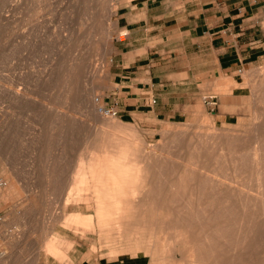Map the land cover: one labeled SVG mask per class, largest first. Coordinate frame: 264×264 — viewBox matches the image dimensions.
I'll list each match as a JSON object with an SVG mask.
<instances>
[{
    "label": "rangeland",
    "instance_id": "374dc122",
    "mask_svg": "<svg viewBox=\"0 0 264 264\" xmlns=\"http://www.w3.org/2000/svg\"><path fill=\"white\" fill-rule=\"evenodd\" d=\"M115 1L0 0V83H5L11 78L13 80L11 79L10 81L17 79L15 82L22 84L27 80L28 83L32 82L34 84L33 86L35 87L30 84L31 88L33 87L35 91L37 90L35 92L32 89L33 95H37L34 96L36 99L52 96L50 110H47L40 104L41 99L39 101L37 99L30 105L27 102H23L22 99L4 98L5 96L3 95L7 94L2 92L3 90L0 88V102L4 100V103H12L11 111L14 113L12 114L14 117L11 116L9 117L11 119L8 118L4 121V130L0 132V198L4 190L7 191L5 196L10 198L3 195L2 200L0 199V264H38L40 257H42V260L52 259V264H150L153 261L155 264L157 260H159L157 264H166L167 259L163 257L160 250L166 242L171 241L181 231L186 232L191 240H195L193 251L198 252L201 250V254L204 256L203 252L209 255V249L212 248L215 252L221 253V257L212 264H255V262H246L248 250L251 251L253 258L263 259L264 253L262 255L263 258H261V252L264 247L262 241H256L252 244L245 243L243 245V257L240 262L229 259L226 256L232 246L230 236L237 229V226L233 224L230 226L228 223L216 221L200 224L195 221V218L192 222L176 224L167 222L153 223L146 227L148 231L145 232V234H151V243L147 242L146 239L144 242L142 239H139L138 242L133 239L132 242L123 245L122 241V243L116 244L118 248H115V252H112L108 239L90 231L84 232L79 227L78 231L75 228V223L73 226L71 225L73 223L69 222V224L67 222V224L63 218H59L61 212H63V203L65 198H67L69 188L52 187V184H49L46 179L45 173L47 172L45 171L48 170L51 173V168L55 164L57 166L54 167L60 169L58 174L63 172L58 177H66L68 175L66 167H71L73 161L79 157L80 151L83 149L82 146L85 145L86 137L84 136H88V130L101 127L98 122H93L94 118L91 117L93 114L81 104L80 98L83 92L85 93L91 89L95 90L96 97H99L97 104L102 107L100 113L103 116L105 115V118L113 116L118 121V126L112 127L114 128L112 129L113 131L124 135L128 132L126 135L130 134L129 136L131 137L129 138L131 139L136 133L139 137H142L141 139L145 143L144 151L150 152L155 159L160 157L168 165L170 164L171 153H174L176 148H178L179 141L181 142L179 144H182L188 142L189 138H196L199 134L206 136L205 133L207 131L209 132L207 134H211L215 129L217 130L214 132L219 131V133L223 131L234 135L241 134V132L242 134H247L252 132L255 121L257 122L260 119V115L264 113V64L243 69L236 76L226 74L207 76V73L203 71H201L200 79L176 75L171 80H168L167 76H163L161 79L165 84L156 86L152 92L143 84L138 85L136 91L134 90L136 86H130L129 81L120 82L117 73L121 72L122 67L118 64L117 48L120 45L122 46V44H119V42L126 39L129 28L143 25V21L137 23L134 21L144 19L146 9L153 11L154 7L159 4L157 2L159 0ZM111 2H115L113 4L116 5L117 15L114 16L113 20L117 21L115 25L117 27L114 26L115 28L113 27L112 29L113 34L111 33L110 40L113 45L110 49L111 52L109 51L110 54L108 53L107 59L102 61V53L98 47L101 39L99 36L103 32L102 26L107 23H105V18ZM100 13H102L101 19L103 17L102 20L105 21H99ZM88 14L92 16H90L91 20L88 19ZM6 17L7 19H5ZM29 23L39 25L35 32L36 36L35 34L34 36L32 35V39L27 42L28 44L25 42L23 46L19 45L15 40L11 41L13 42L11 44L9 38L12 37L10 36L15 35L22 29V26L24 27V24L28 26ZM96 26L99 27L98 31H96L98 29ZM29 44L36 45L28 46ZM164 61H166V58H164ZM68 62L70 64L82 63L81 71L83 72L81 74H88L81 75L82 81L78 79L83 82L81 83L82 85L74 77L71 78L73 81L70 80L68 82L70 83L68 86L64 85L62 76L69 72L65 70V66L67 70L70 68V64H67ZM46 64L51 65L47 66ZM28 65L31 66L29 67ZM168 65L169 63L165 62L157 66L156 71L167 75ZM170 65L173 67L170 72H179L181 70L182 64L173 62ZM33 66L38 67V70L35 67L34 69ZM47 67L52 69V81L44 82L43 86L42 84H37V82L35 83L33 80H39L40 69L43 73ZM71 67L74 68V66ZM31 70L33 74H31ZM196 72L194 71V74ZM250 72H255V75L253 76ZM23 73L26 76L22 75ZM61 73L64 74L61 75ZM2 76H6L5 78L8 80ZM59 77L61 78L58 79ZM24 78L25 80H22ZM173 80L178 83L170 85V81ZM45 85L50 87V90L46 89ZM67 87L70 88V91H68ZM80 91H82V94H80ZM39 94L40 96H38ZM143 96H147V99H142ZM173 97H175V100L172 99ZM167 98L172 100L168 102ZM22 104L27 105L23 106ZM77 107L83 112H77ZM154 107L155 111L153 110ZM158 109L162 111L159 117L156 115ZM41 110L44 111L42 112ZM65 111L66 113H64ZM55 112L60 115L54 114ZM47 116L49 117L47 118ZM61 117H66V120H62ZM49 118L51 119L49 120ZM59 121H64L65 125L60 126ZM56 123H59L58 126ZM54 124L56 125L54 126ZM51 125L54 131L50 129ZM46 129L52 130V132L47 130L49 138L47 137L45 142L46 146L51 148L44 147V142L41 140L42 133ZM76 147H81V149ZM38 149L51 153L49 155V153L43 152L41 155V151L39 152ZM70 149L73 151H70ZM6 150H9V152L5 153L7 152ZM183 150H181L182 153L179 156V160L187 161V156L184 153L186 151L183 152ZM181 151L178 152L180 153ZM71 152L72 154L74 153V156ZM32 155L34 156L31 157ZM51 162L53 164H50ZM61 169H64V171ZM8 173L13 174L14 179H12L13 177L10 178ZM239 181L240 183H245L243 179H239ZM15 185L19 187L18 193L12 189ZM8 190L10 191L8 192ZM8 193H11L12 197ZM4 197L9 200L5 199V201ZM71 210V212L75 211L76 207ZM207 210L208 212H206ZM207 210L203 213L212 211V209ZM179 211L184 216H192L198 213L189 209H180ZM176 212L172 209H165V214L168 216H172ZM155 214L156 212H153V215H151L154 216ZM209 216L213 217L214 215L210 213ZM56 218H59V220ZM131 228H133L132 225ZM127 230L130 231V229ZM145 234L141 235L146 237ZM53 237L57 239L53 241ZM186 246L189 249V246ZM54 247L60 248L67 255L64 258L54 255L52 253ZM178 248L179 246H177L175 254L179 264H187L189 259L192 260L194 258V256H189L186 261L181 252H178ZM188 253L191 252L189 251ZM196 260H198V257ZM260 263H262V260ZM205 264L211 263L208 261Z\"/></svg>",
    "mask_w": 264,
    "mask_h": 264
},
{
    "label": "bare ground",
    "instance_id": "6f19581e",
    "mask_svg": "<svg viewBox=\"0 0 264 264\" xmlns=\"http://www.w3.org/2000/svg\"><path fill=\"white\" fill-rule=\"evenodd\" d=\"M113 3L111 2L110 6H108L109 10L105 18L106 21L102 20L103 17L101 19L102 13H100V17H99L100 18L99 21L102 20L105 21V23L107 22L105 25L102 26L103 32L102 35L99 36L101 39L98 47L101 50L100 52L102 53V61L107 59V55L111 47L113 46L110 40L111 33L113 27L117 24V21L113 20L114 16L117 15V10L115 9L116 5ZM90 16L88 17V19L91 20ZM5 19H7V17ZM39 20L42 21V19L40 18ZM29 24L28 26H25L24 24V27L21 25L22 29L19 32L15 33V35H11L10 32H8L11 35L10 37H12L9 38V42L15 40L19 45L21 44L22 46L23 44H25V42L26 43L29 42L32 39L31 36L32 35L34 36L35 32L39 28L38 27L39 25L36 23H32L30 25ZM40 26H42V24H40ZM96 27L98 28V29L96 28L97 29L96 31H98L99 27L98 26ZM80 38L82 39V37ZM78 41L80 40L78 39ZM12 43L13 42H11V44ZM30 45L31 44H29L28 46ZM34 45L36 44H33L31 46ZM69 62L67 64H70ZM46 65L50 66L51 64L50 65L46 64ZM71 66H74V68ZM34 67L35 66H33V68ZM69 67H68L69 70H67V67L65 66L66 68L65 70L69 72L64 76H62L63 77L62 81L64 85L66 84L68 86L70 84L68 82L70 80L73 81V79H71L72 77H74L75 80L78 79L81 80V75L82 76L88 75V74H84V75L81 74L83 72L81 71L82 63L70 64ZM35 68L38 70V67ZM31 74H33L32 70H31ZM63 74L64 73H61V75ZM22 75L25 74L23 73ZM39 76H38L39 80L37 81L33 79L31 80H33L35 83L37 82V84H42L43 86L44 82H48V80L52 81L51 79L52 69L51 68L49 69L47 67L44 69L43 73L41 72L40 69ZM2 77L5 78L6 76H2ZM60 78L61 77H59L58 79ZM11 79H9V81L5 83H0V88L3 90L1 91L7 94V95H3L5 96L4 98L9 97L8 99H22L23 102H27L30 105L31 103L33 104V102H35L37 99L38 101L39 99H41V98L36 99L34 97L36 94L33 95L32 89L34 90L33 87L35 86H33L34 84L32 82L28 83V81L26 80L27 83L25 82L24 84H22L15 82L17 79L15 81H10ZM26 79L28 78L26 77ZM22 80H25V78ZM81 81L78 80L80 84L83 83ZM79 83H77V85H79ZM30 84H32L33 86L32 88ZM49 88L50 87L46 86V89L50 90ZM38 89H40V87H38ZM68 89L67 90L70 91V88ZM81 92L82 91H80V94H82ZM38 96H40V94ZM43 96L45 95L43 94ZM51 97L52 96H45L42 97V99L40 100V104L43 107H45L47 110H50V106L52 104ZM80 100H81V104L86 107V110L88 109L89 112L93 114V116H91L94 118L93 122H98V124H100L101 127L99 129L95 128L90 131L88 130V136H84L86 137L85 138L86 142L85 145L82 146L83 149H81V147L80 148L76 147L78 149H81V151L79 157L77 158L75 157L77 160L74 159L75 161H73L71 167H66L67 169L66 173L68 174L66 177L64 178L58 177V175H62L63 173L62 171H64V169H61L62 173L58 174L60 172L59 171L60 169H56L58 167L56 168L54 167L57 166L53 164L54 161L53 163L52 162L50 163L53 164L52 168L51 166H49L52 169V172L50 173L48 172V170L45 171L47 172L45 173L46 179L49 182V184H52V187H56V188L60 187L61 189H64L65 187L69 188L67 198H65V201L63 203V210H62L63 212H61L59 218H63V220H65L66 223L67 222L73 223L71 224L73 226L75 223L76 225L75 228L77 230L79 227L81 228L80 230H84V232L90 231L91 233H96L100 235V237L102 238L108 239L109 245H111L112 252H115V248H118L116 247V244L122 243V241H123V245L128 242H132L133 239L136 242H138L139 239H142L144 242V240L146 239L147 242L151 243L152 241L151 234L149 233L145 234V232L148 231L146 230V227L152 225L153 223L159 224V223L167 222V223L176 224L183 222H192L194 218L196 219L195 221H198L200 224H207L216 221L219 223L221 222L228 223L230 224V226H232V224L237 226V229L234 232V234H231L230 236V240H231L230 243L232 246L230 248L229 253H227L226 255L227 257H229V259L237 260L238 262H240L241 258L243 257V253H244L243 245H245V243L252 244L255 243L256 241H262L264 243V113L260 115V119H258L257 122L255 121L254 129H252V132L247 134H242L241 132V134L234 135L228 132H223L222 130H221L222 133H219V131L214 132L217 130L215 129L213 130V132H211V134H207L209 133L207 131L205 133L206 136H201L199 134V136L195 135L196 138L188 137L189 139L188 140L186 139L188 142H184L182 144H179L181 143L179 141L177 145L178 148H176L177 151L175 150L174 153L173 152L171 153L170 164L168 165L160 157L155 159L150 152L149 154L148 151L147 152L144 151L145 143H143V139H141L142 137H139L136 133H134L135 135H133L134 137H132L131 139L129 138L131 137L129 136L130 134L128 136L126 135L128 132L124 135V134H120L119 132L117 134V132L112 130L114 129L112 127L118 126V121L113 116L105 118V115L103 116V114L100 113L102 107L97 104V100H99V97H96L94 89L86 91L85 93L83 92ZM4 102H5L4 100L0 102V132L4 130V126H3L4 121L9 117H11L12 114H14L11 111L12 103H4ZM17 107L15 108L17 109ZM77 110H78L77 112L80 111L83 112L82 110H79L78 107ZM64 113H66V111ZM54 114L60 115L59 113L56 112ZM48 117L49 116H47V118ZM61 118L64 121L66 120V117L64 118L61 117ZM50 119L51 118H49V120ZM64 121L61 122L59 121L60 124L59 123L58 124L60 126H63L65 125ZM51 124L53 125L52 121ZM56 124H54V126ZM52 125L50 129L54 131ZM90 127L93 128L92 126ZM50 129H46V131L42 133L43 136L41 140L44 142V147L46 146L45 144V142L47 141L46 139L49 136L47 130H49V132L50 131L52 132V130ZM47 148H51V147H47ZM71 150L72 149H70V151ZM181 150H183V152L186 151L184 153L187 156V161L179 160V156L182 153ZM6 151L7 152L5 153L9 152V150ZM40 151H41L40 153L41 155L43 152H45L43 151V149L39 150V152ZM178 151L181 152L179 153ZM45 153L44 155L48 153L50 155L51 152H48L46 154ZM72 155L74 156V153ZM33 156L34 155H32L31 157ZM11 168L9 169L11 170ZM42 171L44 170L42 169ZM11 173H8L10 178L14 176L13 175L14 173L13 174ZM12 179H14V177ZM239 179H243L245 183H240ZM51 181L52 183H50ZM12 189H14L16 192L19 191V187L16 185L13 186ZM9 191L10 190H8V192ZM2 194L5 196V194H7V191L4 190ZM10 194L8 193V195L12 197ZM2 196L0 198L1 200H2ZM5 197L9 198L8 196ZM5 197L3 198L4 200L10 199V198L7 199ZM74 207H76V210L71 212L72 211L71 209L74 210ZM165 209H172L175 212L176 210H178V212L174 213L172 216H168L165 214ZM180 209H189L192 211L195 210V212L198 213L192 216L189 215L184 216L179 213ZM207 209H212L210 213L214 215L213 217L209 216L210 213H203ZM153 212H156L154 216H152ZM206 212H208V210ZM59 218L56 219L59 220ZM131 225L133 226V228H131ZM127 229H130V231H128ZM143 233L146 235V237L145 236L143 237L141 235ZM55 239L57 238L53 237V241ZM194 243L195 240L194 241L191 240L190 236L186 232L181 231L177 233L176 236H174L171 241L166 242L164 247H162V249L160 250L163 257L167 259L165 263L179 264L178 260L176 259L177 255L175 254V250L177 249V246H179L178 252H181L184 259L186 258V261L188 260L189 256H194L192 260L190 259L188 260L187 264H201V263L205 264L208 261L212 264L215 263V260H218L221 257L220 256L221 253L215 252L212 248L209 249L208 252L209 255H206L207 253L203 252L204 256L201 254V250H199L198 252L193 251L194 249L192 248ZM186 245L189 246L190 250ZM188 250L191 253H188L189 252ZM52 253L58 257L60 256L61 258H64L67 255L63 250L56 247L52 249ZM261 253L262 256L264 253V247ZM247 256L248 257L246 259V262L248 263L255 262V264H264L263 256L261 257L263 259L260 258L255 259L253 258L254 256L252 257V253L249 250ZM197 257L198 260H196ZM199 257H201L202 259ZM261 260L262 263H260ZM157 261H155V264H157ZM153 262L150 264H154ZM158 264H162V263H158Z\"/></svg>",
    "mask_w": 264,
    "mask_h": 264
},
{
    "label": "crops",
    "instance_id": "0c3cea01",
    "mask_svg": "<svg viewBox=\"0 0 264 264\" xmlns=\"http://www.w3.org/2000/svg\"><path fill=\"white\" fill-rule=\"evenodd\" d=\"M157 2L153 11L146 9L144 19L134 21L143 25L129 28L126 39L119 42L120 82L129 81L136 91L143 84L152 92L165 84L163 76L200 79L201 71L207 76H236L243 69L264 64V0ZM165 62L182 64L181 70L170 72L173 67L168 65L167 75L157 72L156 67ZM161 112L158 109L157 117ZM38 264H52V259L40 257Z\"/></svg>",
    "mask_w": 264,
    "mask_h": 264
}]
</instances>
